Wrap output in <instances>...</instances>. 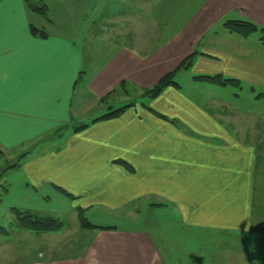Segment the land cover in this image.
<instances>
[{
	"label": "crops",
	"instance_id": "0c3cea01",
	"mask_svg": "<svg viewBox=\"0 0 264 264\" xmlns=\"http://www.w3.org/2000/svg\"><path fill=\"white\" fill-rule=\"evenodd\" d=\"M53 1L69 14V0ZM179 1L150 8L151 0H120L127 10L97 12L108 28L101 22L75 39L47 28L55 12L48 0H0V149L16 161L0 177L14 198L0 235L28 242L14 264H264V122L235 123L231 108L211 107L214 95L199 94L235 85L195 78L221 75L264 90L261 34L258 50L249 48L251 33L229 31L223 13L233 6L264 28V0H203L167 30ZM190 53L176 85L145 95ZM129 95L118 115L96 119ZM52 198L77 220L80 209L86 218L109 212L113 221L88 219L75 247L46 207ZM13 209L61 227H21ZM122 216L125 227L114 223Z\"/></svg>",
	"mask_w": 264,
	"mask_h": 264
},
{
	"label": "rangeland",
	"instance_id": "374dc122",
	"mask_svg": "<svg viewBox=\"0 0 264 264\" xmlns=\"http://www.w3.org/2000/svg\"><path fill=\"white\" fill-rule=\"evenodd\" d=\"M27 2L30 3V5L33 3L36 6L43 4L41 1L42 0H26ZM52 1V2H51ZM70 2L68 3H63L64 6L67 5L69 9V14H59V11L62 9H59L56 7L55 4L57 2L53 0H48V5L50 8V11H55L50 14V18L52 23L47 24V28L53 29L55 31H68V34L71 37H74L75 39L77 36H79V31L80 30H87L89 27L91 29H94V27L98 26L101 22V28L105 26L109 27V20L107 19H100V17L97 18V15L99 11H104V13L101 14V17L104 18L106 13H109L112 9L114 10H127V6H120L118 2L120 0H69ZM203 0H180L176 5L171 3V12L167 14V30H170L171 26L172 28L174 25L180 22H183L189 15V13L192 10H195L196 7L199 5L200 2ZM95 3V8H93L92 5ZM102 3V4H100ZM167 3V2H166ZM62 6V3H60ZM115 5V6H114ZM41 6V5H40ZM67 6H65L67 8ZM82 6H86V10L82 8ZM175 6V8H174ZM155 0H151L150 3V8H155ZM231 8H227L223 10L224 13V18L226 20H231L233 18L239 19L240 21H247V22H252L253 24L257 25L258 27L260 26L258 21L260 20H254L249 17L241 16L238 14V11L235 7L230 6ZM145 16H147L146 12H143ZM110 17V16H109ZM182 19V21L180 20ZM66 22V24H63ZM69 23V24H68ZM176 23V24H175ZM69 27H66V26ZM214 31L221 30V27H214ZM168 32V31H167ZM260 32L256 31L251 33V37L247 39L246 43L247 46L252 47L253 50L254 48L258 50L260 43L258 41V38L260 36ZM219 44V45H218ZM215 45H218L216 47H221V41H215ZM249 47V48H250ZM264 50V47H262ZM194 53H190L187 55L183 60L180 62L182 63L186 58L191 56ZM182 81V79H180ZM124 85V81L121 82ZM126 88V86H124ZM124 88V89H125ZM123 89V91H124ZM146 90H143L144 93H146ZM264 91V90H259V88H256L255 92H251L250 88L248 85H243L241 88H237L235 86H227L226 88L223 89H216V88H211L208 87L207 89H202L199 90V94H207V95H214L212 98L213 101L209 103V105L212 107L216 103H219V107H229L230 109V118L232 121L240 123H259V122H264V97H255V94ZM119 95L126 96L128 93H119ZM106 96V95H105ZM129 99L127 103H115V104H108L107 105V112L116 109L124 104L130 103V101H133L132 95L127 96ZM104 100V98H102ZM106 101V100H105ZM104 101V102H105ZM108 102V101H107ZM106 103V102H105ZM132 104V103H130ZM118 105V106H117ZM117 106V107H115ZM105 112V113H107ZM104 113V114H105ZM239 119V121H238ZM57 145H61L59 142ZM51 146H55L54 143L51 144ZM8 152L1 150L0 149V177L3 172L6 173V171L13 170V166L15 165V159L14 158H8ZM21 165V163H20ZM13 180V179H12ZM4 182H6V179L4 178L3 181H0V225L3 227H6V224H8L9 219L12 218V214L9 211V208L7 206L8 202L13 200L14 198L10 194L8 198L5 197V192H4ZM15 193V192H14ZM2 199V200H1ZM55 198H52V201L46 206L48 209H51L52 212H50L51 215H53L56 218H59L61 221L65 223L64 229L62 231V234H64L63 240L65 242L71 241L74 238V241H71V243H75V247L78 245V241H82L84 239L83 237V232L84 230L88 229H83L79 226L77 217L74 213V211L71 209L68 210L67 207L64 208H56L60 206L58 203L54 202ZM40 204V203H39ZM49 213V212H48ZM89 215V216H88ZM87 216L90 220L91 223L93 224H108L110 221H113V216L109 212H103V211H94L92 214L87 213ZM122 219H117L114 223L118 225L119 227H125L129 223V221H125L124 216L121 217ZM136 225V221H133V227ZM66 232V234H65ZM72 233H73V238H72ZM85 236V235H84ZM44 238V237H43ZM50 241L53 240L54 238L49 236ZM14 237H11V234H2L0 235V264H5V263H10L14 264L13 261H20V259L26 258V254L22 253L20 251V245L26 247L28 246L27 243H19L17 242L16 244L13 242ZM44 240L45 239H39ZM70 243V244H71ZM46 245V248H48V245ZM43 242L39 246V253L41 254L42 248L45 246ZM55 253H61V252H55ZM54 253V254H55ZM39 254V255H40ZM16 257V258H15Z\"/></svg>",
	"mask_w": 264,
	"mask_h": 264
},
{
	"label": "trees",
	"instance_id": "16d2710c",
	"mask_svg": "<svg viewBox=\"0 0 264 264\" xmlns=\"http://www.w3.org/2000/svg\"><path fill=\"white\" fill-rule=\"evenodd\" d=\"M40 9V8H38ZM225 27L231 31L235 32L243 37L248 36L250 33H253L255 31H259L261 33V41L264 44V28L258 27L257 25L253 24L252 22L247 21H235V20H227L224 23ZM33 32H36L35 29H32ZM193 55V54H192ZM192 55L186 58L182 63H180L175 69L172 71L166 73L164 76H162L158 82L148 90H146L145 95L146 96H154L156 95L164 86L172 84L176 85V83L173 80V77L175 73L181 69L182 67H187L191 60ZM196 79H209L211 81H214L216 83L226 85V84H232V85H239L238 81L232 78H224L221 75H214V76H195ZM259 97H264V94H258ZM131 104H124L116 109H113L105 114H102L101 116L97 117L96 119H105V118H111L113 116H116L126 107L130 106ZM84 127V126H82ZM79 128V127H78ZM77 128V129H78ZM14 215L16 217V221L19 226L35 230V231H52L56 230L59 227H61V223L56 222L52 219H39L34 218L29 215H22L18 210L13 209ZM78 221L82 228H90L92 227V224L88 221V219L85 217L84 212L82 210H78Z\"/></svg>",
	"mask_w": 264,
	"mask_h": 264
},
{
	"label": "snow or ice",
	"instance_id": "6c2138e0",
	"mask_svg": "<svg viewBox=\"0 0 264 264\" xmlns=\"http://www.w3.org/2000/svg\"><path fill=\"white\" fill-rule=\"evenodd\" d=\"M0 25H2V19H0Z\"/></svg>",
	"mask_w": 264,
	"mask_h": 264
}]
</instances>
